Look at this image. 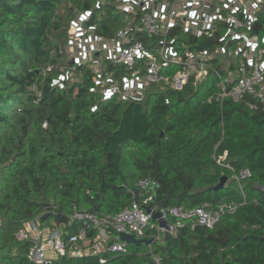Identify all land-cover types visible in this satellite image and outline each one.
<instances>
[{
  "label": "trees",
  "instance_id": "1",
  "mask_svg": "<svg viewBox=\"0 0 264 264\" xmlns=\"http://www.w3.org/2000/svg\"><path fill=\"white\" fill-rule=\"evenodd\" d=\"M124 15L117 0H0V264H35L32 241L17 234L45 214L41 223L54 217L75 233L76 212L116 215L141 203L144 180L159 184L149 207L214 208L241 200L233 175L245 169L250 201L235 214L213 228L186 224L152 252L130 245L105 255L106 264H155V256L163 264H264V109L249 108L254 97L220 100L219 78L210 75L180 90L152 85L142 100L105 101L88 66H74L78 78L70 79L71 24L88 16L85 26L110 39ZM262 25L264 17L259 31ZM137 38L151 51L158 44ZM124 72L117 71L120 79ZM223 177L225 187L215 190ZM56 264L100 263L89 255Z\"/></svg>",
  "mask_w": 264,
  "mask_h": 264
},
{
  "label": "built area",
  "instance_id": "2",
  "mask_svg": "<svg viewBox=\"0 0 264 264\" xmlns=\"http://www.w3.org/2000/svg\"><path fill=\"white\" fill-rule=\"evenodd\" d=\"M99 1L105 3V0ZM117 2L127 18L114 38L98 35L96 26H85L88 16H80L68 31L66 52L74 62L72 71L75 72L74 66H88L95 76L94 89L105 101L114 96L142 100L152 85L180 90L192 78L199 84L214 75L221 80L220 100L228 98L240 102L245 97H254L255 100L248 103L249 108L264 109V25L261 31L257 27L264 17V0ZM181 33L197 40L183 42ZM141 34L156 39L155 50H148L144 41L137 38ZM201 39L206 43H200ZM151 53L162 58V63L151 57L143 69L137 67ZM104 61L112 63L116 69H109ZM121 69L125 72L120 79L117 71ZM220 69L227 73L225 78ZM226 156L227 153L219 157L218 163ZM249 177L248 169L233 175L241 192L239 202L221 200L214 208L194 209L182 205L149 207L159 184L144 180L138 186L148 196L116 215L99 217L76 212L79 222L75 233L66 232L63 225L56 224L46 229L40 221L32 220L19 230L17 238L32 241L28 259L35 264H56L66 256L82 258L89 255L99 256V263L106 264L105 255L118 256L128 251L130 244L120 239L123 233L136 239L153 240L147 245L152 252L154 244L163 243L162 236L176 235L186 224L213 228L223 217L235 214L240 206L250 201L242 188V183ZM155 213L161 215L168 228L154 219ZM111 231L113 240L109 235ZM154 260L155 264H163L158 256Z\"/></svg>",
  "mask_w": 264,
  "mask_h": 264
},
{
  "label": "rangeland",
  "instance_id": "3",
  "mask_svg": "<svg viewBox=\"0 0 264 264\" xmlns=\"http://www.w3.org/2000/svg\"><path fill=\"white\" fill-rule=\"evenodd\" d=\"M114 13H115V15H119V11H115ZM123 18H127V15H124ZM123 21H124V20H123ZM123 21H122V22H123ZM122 22H121V23H122ZM181 39H182L183 42H187V41H188V37L185 36V35H183V36L181 37ZM147 43H148V45L151 44L150 41H148ZM104 56H105V55H104ZM104 56H101V59H104ZM151 57H155V58H157V61H158L159 64L162 63V58L158 57V56H157L156 54H154V53H151L150 56H149V57H145V58H144V61L141 62L140 64H138L137 67H139L140 69H143V68L145 67V64L148 63V62L150 61V58H151ZM67 59L69 60V62L71 61V58H70V56H69L68 54H67ZM227 63H228V60L226 61V64H227ZM226 76H227V73H224V76H223L222 78H225ZM69 77H70L71 80H77V78H78V76H76V73H75L74 71H71V72L69 73ZM217 83H221V80L218 79L217 81H215V82H214V85H217ZM214 85H210V88H209V89H212V87H213ZM55 224H56V226H61V227H62V225H61L60 223H58V221H57L56 218H54V217L47 219L44 223H42V226H44L46 229H51V227H52L53 225H55ZM157 244H158V243H156V244L153 245V249L156 247ZM144 246H145V248H148L147 245H144ZM148 249H149V248H148Z\"/></svg>",
  "mask_w": 264,
  "mask_h": 264
},
{
  "label": "water",
  "instance_id": "4",
  "mask_svg": "<svg viewBox=\"0 0 264 264\" xmlns=\"http://www.w3.org/2000/svg\"><path fill=\"white\" fill-rule=\"evenodd\" d=\"M69 64L73 65L74 64L73 60H71L69 62ZM227 180H228L227 177H223L221 179L220 183L218 184V186L215 187V190H220V189L224 188ZM49 215L50 214H45L44 216H42L41 222L44 221L47 217H49ZM154 219L158 220V222L160 223L161 226L168 228L167 222H165L163 219H161V215L159 213L154 214ZM120 239H121V241H125L128 244L134 245V246H141L142 244L148 245V244H151L153 242V240H151V239H136L133 235H128V234H124V233L120 235Z\"/></svg>",
  "mask_w": 264,
  "mask_h": 264
}]
</instances>
